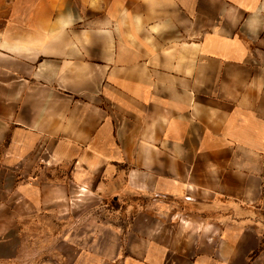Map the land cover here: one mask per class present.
Wrapping results in <instances>:
<instances>
[{
	"label": "crops",
	"instance_id": "crops-1",
	"mask_svg": "<svg viewBox=\"0 0 264 264\" xmlns=\"http://www.w3.org/2000/svg\"><path fill=\"white\" fill-rule=\"evenodd\" d=\"M0 264H264V0H0Z\"/></svg>",
	"mask_w": 264,
	"mask_h": 264
}]
</instances>
